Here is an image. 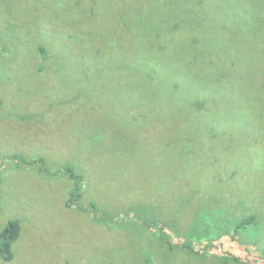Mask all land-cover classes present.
<instances>
[{"label":"rangeland","instance_id":"374dc122","mask_svg":"<svg viewBox=\"0 0 264 264\" xmlns=\"http://www.w3.org/2000/svg\"><path fill=\"white\" fill-rule=\"evenodd\" d=\"M12 223L0 264H264V0H0Z\"/></svg>","mask_w":264,"mask_h":264},{"label":"trees","instance_id":"16d2710c","mask_svg":"<svg viewBox=\"0 0 264 264\" xmlns=\"http://www.w3.org/2000/svg\"><path fill=\"white\" fill-rule=\"evenodd\" d=\"M163 37H168L170 35V32H165L162 34ZM163 50V48L161 49ZM164 52V50L162 51ZM143 71L141 73L142 76L144 77H151L152 71L147 67V66H142ZM143 77V78H144ZM13 158H18V156H14ZM43 158L41 159H36L35 164L38 165L40 162H42ZM46 160V159H45ZM68 171H71L72 168L68 167ZM76 172V169L74 168V173ZM72 172V175H74ZM81 187L77 183L76 186L74 187V193L72 196L69 198L68 205H74L76 204L75 201H78V204L83 205L80 203L82 200V193H81ZM256 220L255 216H251L249 218L244 219L243 221L240 222L239 226H244L247 224H251ZM20 235V227L17 223H12L8 228H5L2 230V233H0V253L2 254L3 258L6 260H10L12 258V244L18 240V237Z\"/></svg>","mask_w":264,"mask_h":264}]
</instances>
